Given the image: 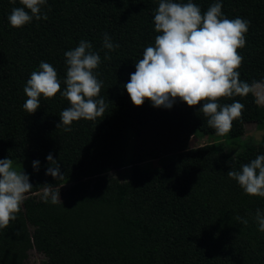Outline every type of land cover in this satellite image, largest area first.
Listing matches in <instances>:
<instances>
[{
  "label": "trees",
  "instance_id": "obj_1",
  "mask_svg": "<svg viewBox=\"0 0 264 264\" xmlns=\"http://www.w3.org/2000/svg\"><path fill=\"white\" fill-rule=\"evenodd\" d=\"M191 2L204 14L217 0ZM220 2L227 18L250 21L245 46L237 50L243 57L240 80L264 83V0ZM159 3L47 0L42 12L48 19L33 18L16 28L8 17L22 5L0 0V159L26 161L20 171L33 185L16 219L0 228V264H29L32 249L44 255L42 264H264V232L255 220L257 209L264 213V197L246 194L227 175L264 155V132L235 155L223 147H190V136L216 134L199 112L203 102L189 106L177 98L169 109L146 99L135 106L124 87L160 34L154 26ZM105 33L118 48L103 47ZM81 40L101 58L93 70L103 82L95 99L103 98L107 108L95 120L73 121L69 132L57 127L59 114L70 106L61 94L65 52ZM41 61L56 69L61 91L48 99L41 94L40 107L28 114L24 87ZM234 101L244 105L226 134L235 140L248 123L263 125L264 113L251 92L217 102ZM49 154L59 162L62 179L46 174ZM152 159L158 165L146 168ZM33 161H39L38 171ZM123 168L130 170L126 181L85 189L86 178ZM45 184L60 192L59 203L43 200ZM63 184L69 186L58 190Z\"/></svg>",
  "mask_w": 264,
  "mask_h": 264
},
{
  "label": "clouds",
  "instance_id": "obj_2",
  "mask_svg": "<svg viewBox=\"0 0 264 264\" xmlns=\"http://www.w3.org/2000/svg\"><path fill=\"white\" fill-rule=\"evenodd\" d=\"M13 5L16 0H9ZM21 7H14L8 19L12 27H22L36 20L48 19L42 12L47 0H19ZM250 21L237 17L229 19L222 13L220 0L213 3L201 14V9L189 0L178 3L174 0H160L155 10L154 46L143 51V58L135 63V72L124 85L135 106H141L146 99L154 107L172 108L176 99L196 106L207 118L209 127L217 135H226L232 128V122L242 116L244 105L239 101L221 106L217 101L221 97L255 96L258 105H264V83L249 84L240 80L237 69L243 57L238 49L245 46V33ZM103 47L108 50L118 48L105 33ZM92 44L81 40L79 45L67 52L66 87L61 93L70 106L59 115L65 131H71L73 121L81 118L95 120L103 116L107 104L99 96L103 82L94 74L101 58L93 52ZM105 59H111L107 54ZM38 71L31 73L24 92L28 97L23 109L34 114L40 107V97L53 98L61 91V82L56 69L48 62L41 61ZM50 166L47 175L62 179L59 162L52 154L47 156ZM39 161H33L37 171ZM227 175L236 180L243 191L252 196L264 197V155H258L249 163L243 164L239 171L230 170ZM43 189V200L47 203L60 202V192L47 186ZM29 175L15 170L10 158L0 159V228H6L25 199V194L32 189ZM236 219L247 225L248 220L237 216ZM258 230L264 232V213L257 209L255 215Z\"/></svg>",
  "mask_w": 264,
  "mask_h": 264
},
{
  "label": "rangeland",
  "instance_id": "obj_3",
  "mask_svg": "<svg viewBox=\"0 0 264 264\" xmlns=\"http://www.w3.org/2000/svg\"><path fill=\"white\" fill-rule=\"evenodd\" d=\"M262 106V110L264 113V105ZM264 132V124L258 125L255 123H248L246 125L245 133L242 135L241 138L238 139H232L227 137V135H217L215 134L213 137L208 135H195L194 137L190 136L188 140V146L193 147L200 144H206L210 146L211 148L216 147H223L224 150L232 155H235L239 153L243 147L246 141H251L250 139H253L254 141H258L262 134ZM131 155V142L128 141L126 144V157L129 158ZM168 157H174L173 155H169ZM27 165L26 161L18 160L13 161V167L15 170H23L24 166ZM145 167L148 169H152L158 165V161L156 159H152L150 161H147L145 164ZM130 170L128 168H123L121 170H110L106 171L102 174H99L97 176H93L90 178L85 179V189L89 190L94 187L104 185L110 182L115 181H126L129 177ZM69 184H63L60 187H58V190H64L67 188ZM45 259L44 255L35 249H32L29 251L28 256V263L29 264H42V261Z\"/></svg>",
  "mask_w": 264,
  "mask_h": 264
}]
</instances>
